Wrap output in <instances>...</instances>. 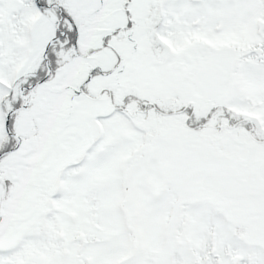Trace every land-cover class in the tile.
<instances>
[{"label": "snow or ice", "instance_id": "obj_1", "mask_svg": "<svg viewBox=\"0 0 264 264\" xmlns=\"http://www.w3.org/2000/svg\"><path fill=\"white\" fill-rule=\"evenodd\" d=\"M0 264H264V0H0Z\"/></svg>", "mask_w": 264, "mask_h": 264}]
</instances>
